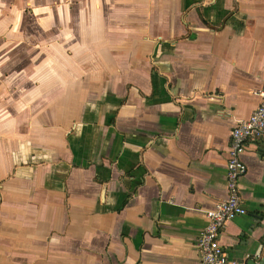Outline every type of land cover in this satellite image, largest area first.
Masks as SVG:
<instances>
[{
    "label": "crops",
    "instance_id": "crops-1",
    "mask_svg": "<svg viewBox=\"0 0 264 264\" xmlns=\"http://www.w3.org/2000/svg\"><path fill=\"white\" fill-rule=\"evenodd\" d=\"M263 89L264 0H0V264H198ZM243 160L221 244L264 264Z\"/></svg>",
    "mask_w": 264,
    "mask_h": 264
},
{
    "label": "built area",
    "instance_id": "built-area-1",
    "mask_svg": "<svg viewBox=\"0 0 264 264\" xmlns=\"http://www.w3.org/2000/svg\"><path fill=\"white\" fill-rule=\"evenodd\" d=\"M260 103L251 116L236 123L230 132V147L226 163V198L206 212L208 219L204 233L197 241L198 264H235L221 244L226 225L246 214L240 182L248 173L243 160L247 145L264 137V89L257 92Z\"/></svg>",
    "mask_w": 264,
    "mask_h": 264
},
{
    "label": "water",
    "instance_id": "water-1",
    "mask_svg": "<svg viewBox=\"0 0 264 264\" xmlns=\"http://www.w3.org/2000/svg\"><path fill=\"white\" fill-rule=\"evenodd\" d=\"M243 264H261V262H259L256 258H252V259L247 260Z\"/></svg>",
    "mask_w": 264,
    "mask_h": 264
},
{
    "label": "trees",
    "instance_id": "trees-1",
    "mask_svg": "<svg viewBox=\"0 0 264 264\" xmlns=\"http://www.w3.org/2000/svg\"><path fill=\"white\" fill-rule=\"evenodd\" d=\"M259 261V259H257Z\"/></svg>",
    "mask_w": 264,
    "mask_h": 264
}]
</instances>
